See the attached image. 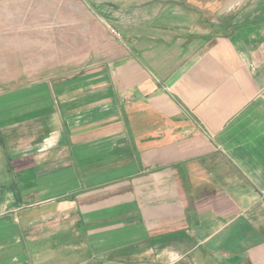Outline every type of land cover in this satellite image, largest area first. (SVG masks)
Listing matches in <instances>:
<instances>
[{
  "label": "crops",
  "instance_id": "1",
  "mask_svg": "<svg viewBox=\"0 0 264 264\" xmlns=\"http://www.w3.org/2000/svg\"><path fill=\"white\" fill-rule=\"evenodd\" d=\"M0 264H264V0H0Z\"/></svg>",
  "mask_w": 264,
  "mask_h": 264
},
{
  "label": "rangeland",
  "instance_id": "2",
  "mask_svg": "<svg viewBox=\"0 0 264 264\" xmlns=\"http://www.w3.org/2000/svg\"><path fill=\"white\" fill-rule=\"evenodd\" d=\"M99 34V30L96 27V25L93 22L92 25V34L94 35L92 37L93 43L92 48L93 49H101L103 50L104 45L107 46V49L116 50V47L120 45L119 39L114 38L113 36L108 35L105 39L104 36H95V34ZM114 34V33H113ZM84 38L81 37H60V43H59V52L54 53H44L42 54L43 59L39 60V54H29V73L33 74L34 78H44V77H50L53 74H56L58 72H70L72 71L73 66L68 67V61L72 60L76 57V61L78 58H85L86 53H83L84 45H82L80 42H83ZM100 39L103 41L102 44H99ZM97 41V42H96ZM76 42V44H75ZM72 43V44H71ZM71 44V45H70ZM87 48V47H86ZM113 48V49H111ZM107 51V50H106ZM111 51V52H113ZM97 53L92 54V62L95 61ZM38 55V56H37ZM98 59H100L98 57ZM38 60V61H37ZM54 64H64L65 67L62 68H52V65ZM78 64V63H76ZM32 67V68H30Z\"/></svg>",
  "mask_w": 264,
  "mask_h": 264
}]
</instances>
